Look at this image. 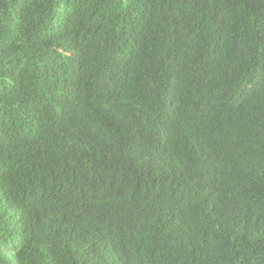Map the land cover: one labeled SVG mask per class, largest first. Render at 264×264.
Segmentation results:
<instances>
[{"label": "trees", "instance_id": "obj_1", "mask_svg": "<svg viewBox=\"0 0 264 264\" xmlns=\"http://www.w3.org/2000/svg\"><path fill=\"white\" fill-rule=\"evenodd\" d=\"M0 264H264V0H0Z\"/></svg>", "mask_w": 264, "mask_h": 264}]
</instances>
